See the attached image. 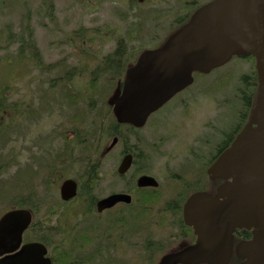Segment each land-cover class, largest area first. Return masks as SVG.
Masks as SVG:
<instances>
[{"label": "flooded vegetation", "instance_id": "obj_1", "mask_svg": "<svg viewBox=\"0 0 264 264\" xmlns=\"http://www.w3.org/2000/svg\"><path fill=\"white\" fill-rule=\"evenodd\" d=\"M208 1L169 0L170 7L162 9L176 16L191 15ZM137 56L133 60L126 59L124 66L115 67L117 75L122 74L110 92L118 81L121 84L126 69ZM202 75L194 72L192 84L195 77L200 80ZM224 75L232 77L230 72L220 73L209 82H200L197 88L186 91L191 84L177 92L152 111L142 125L118 122L109 104V110L101 112L104 104L99 101V88L82 90L88 94L87 103H79L77 108L88 106V110L95 111L94 116L99 115L98 112L106 114L101 121L102 131L94 141L99 144H85L92 138V132L82 143H78L71 130L69 135L55 138L59 144L44 154L48 165L60 177L50 184L57 191L55 199L48 202L54 214L52 219L38 215L42 221L38 222L36 230L29 231L32 220L16 251L28 243H41L47 250L44 256L51 264H141V247L146 248L141 240L145 239L147 249L158 254L151 263L155 264L168 249L194 243L196 233L184 219V207L193 195L205 192L214 196L225 182L212 178L208 169L246 123L253 95L251 88L248 91L252 71L244 76V89L234 85L230 90V83L225 84V81L210 87ZM90 90L93 91L89 94ZM248 98L250 102L245 111ZM236 99L241 103L239 108L235 105ZM205 104L215 118H219L218 111L224 108V114L233 119L226 123L205 121ZM72 107L59 103V118L63 119L64 113ZM93 121L100 123L97 119ZM210 131L217 137L208 141ZM209 143L213 146L211 149ZM126 163L127 168L120 171ZM142 176L149 177L150 182L139 185ZM67 178L76 182V192L72 198L63 200L59 188ZM112 196L116 198L104 201ZM203 205V200L197 202V206ZM48 222L52 225L44 232ZM231 234L232 255L227 264H238L242 259L237 257L236 248L251 237V232L235 228ZM44 235L49 240L39 238H45Z\"/></svg>", "mask_w": 264, "mask_h": 264}, {"label": "water", "instance_id": "obj_2", "mask_svg": "<svg viewBox=\"0 0 264 264\" xmlns=\"http://www.w3.org/2000/svg\"><path fill=\"white\" fill-rule=\"evenodd\" d=\"M249 55L255 60L257 85L248 119L208 169L212 178L225 182L214 196L204 192L188 199L183 216L196 240L168 250L156 264H226L235 228L251 232L236 248L243 259L239 264H264V0L203 4L160 46L143 50L108 97L118 122L142 125L151 111L192 82L193 71L207 73L233 56ZM149 182L147 176L138 180L139 185ZM75 191L72 179L59 188L64 200ZM201 200L204 205L199 207ZM30 220L26 209H11L0 217V264H51L41 243H28L16 251Z\"/></svg>", "mask_w": 264, "mask_h": 264}, {"label": "rangeland", "instance_id": "obj_3", "mask_svg": "<svg viewBox=\"0 0 264 264\" xmlns=\"http://www.w3.org/2000/svg\"><path fill=\"white\" fill-rule=\"evenodd\" d=\"M0 1L3 3V0ZM168 1L139 0L133 2V7H129L126 3L127 0H17L12 7L5 9L0 6V86L2 83L6 84L5 95L8 102H15L21 108L28 105L32 113L31 119L22 121L20 127L8 133L11 140L0 146V154L5 153L6 150L11 151L10 156H6L9 167L5 172L0 173V182L7 179L11 184L15 174L18 171L23 172L27 163L32 164L35 169V159L40 154L36 144L45 146V142L49 141L54 133V125L60 120L59 102H57L59 93L51 95L48 85L49 79L56 78L62 71L56 63L62 61L69 66L79 67L81 63L76 55L80 49L88 51L89 61L92 62L93 54L100 56L113 48L115 35L122 34L128 26L134 27L135 20L139 19L138 15H133L134 12L139 11L142 14L150 8L166 11L162 8L170 7L171 3ZM47 5L52 7V21L44 14ZM124 12L128 13V16L124 17L125 19L122 18ZM155 16L156 14H152L150 19L146 18L143 23L144 26L157 24L155 20L158 19V23H162L159 30L153 34L161 36L167 32V22L170 20L164 21L159 17L154 18ZM25 23L28 24L31 34L26 33L20 37L22 29L26 27ZM29 39L30 43L35 44L38 50L39 66L36 62L38 59L36 56L33 57L31 50H21L25 55L29 54L28 60H21L18 57L20 46H25ZM153 45L155 46V43ZM45 65H48L46 70H44ZM250 65L249 59L233 57L220 68L200 76V80L195 77V82L186 91L194 87L197 88L200 82H209L213 76L212 73L218 75L233 72L234 75L230 77L229 85L231 90L235 83L237 84L238 75L251 71ZM73 75L80 77L79 80H73L74 87L80 91L84 90L88 78L87 72L85 75L78 74V72ZM99 86L101 87V84ZM103 89L100 88V90ZM45 101L46 104L42 107L41 104ZM63 101L61 100L63 104H67ZM209 102L212 101L209 100ZM235 105L237 108L240 107L241 103L238 99L235 100ZM207 108L208 104H205V121L226 123L233 119L231 115L224 114L226 112H223L224 108L218 111V119L208 112ZM20 129L21 133H19ZM207 137L208 141H211L217 137V134L210 131ZM12 140L14 141L12 142ZM96 142L92 141L91 143L99 144ZM58 144L59 142L55 140L52 147L55 148ZM209 144L208 147L211 149L213 146L211 143ZM13 155L15 157H12ZM75 175L78 176L77 173ZM32 187L45 199L49 197V199H53L56 197L55 194L57 195V191L54 189L46 190L43 183L32 184ZM20 189L22 193H25V188L21 187ZM2 195L3 193L0 191V214L10 205L5 201L2 202Z\"/></svg>", "mask_w": 264, "mask_h": 264}, {"label": "trees", "instance_id": "obj_4", "mask_svg": "<svg viewBox=\"0 0 264 264\" xmlns=\"http://www.w3.org/2000/svg\"><path fill=\"white\" fill-rule=\"evenodd\" d=\"M16 2L17 0H3V3L0 1V6L1 8L6 9L7 7L14 6ZM133 2H138V0H127L126 3L129 7H133ZM44 14L50 21H52V7L50 8V6L47 5ZM152 14H156L154 18L159 17L164 21L172 20L170 25H167L168 32L186 21L189 16H176L175 14H170L167 11L155 10L145 11L142 14H140L139 11L134 12L133 15L139 16V19L135 20L136 22L134 27H132V25L130 27L128 26L122 34L115 35L114 47L111 50L107 51L105 54H101L100 56L93 54L92 62H90L88 51L85 49H80V51L76 55L78 56L79 63H81L79 67L69 66L66 62L62 61L56 63L57 66H60L59 68L62 71L58 73V76H56V78L49 79L48 86L51 90L50 94L53 95L56 92L59 93V99H57V102L62 103L61 100H64L63 102L67 103L68 105H72L73 107L70 111L64 113L63 119H60L57 121V123H55L53 128L54 133L52 137L56 138L58 136L69 135L68 131L71 130L73 131L72 134L75 135L78 143H82V139L85 137H89L92 133H94L92 138L88 139L87 143L85 144H92L91 142L97 139V135H99L102 131L101 121L105 119L106 114L103 116L100 112H98L99 115L94 116L93 113L95 111L88 110V106H86L84 109L77 108V104L87 103L86 98H88V94L85 95V93H82L77 89V87H74L73 80H79L80 77L77 75L74 76L73 74L75 72H78V74L82 73L85 75L87 72L88 78L85 84L87 88H104V90L100 92V94H98L99 101H102V103L104 104V108L101 110V112L107 109L109 110V107L106 105V96L112 89L117 77L121 76L122 74L121 72L120 75H117V73L115 72V67L117 65L124 66L126 59L133 60L140 50L145 47L154 46L153 43H155V46H157L160 43V40H162V35L156 36L155 34H153V32L155 33L159 30L160 23H158V19L155 20L157 24L144 26V20L146 18L149 20ZM126 15L127 12H124L122 18L126 17ZM24 25H26V27L22 29L20 37H23L26 33L29 35L31 34V30L28 29V24L25 23ZM29 40L28 42L26 41L25 46H20V50L18 51V57L20 59L23 56L21 55L22 49L29 51L31 50L34 55L37 56L36 45L30 43L31 40ZM248 58L250 59L251 64L254 65L253 57L248 56ZM36 62L39 66V60ZM91 63L93 64L92 68H90L89 66V64ZM47 67L48 65H45L44 70H46ZM227 76L228 75H224L221 79L216 80L214 83L210 84V87H215L216 85L223 83L224 81L226 84ZM244 76L245 75L240 76L242 84L245 83ZM229 77L230 76H228V78ZM98 81L100 82L99 84H101V87L99 86ZM251 81L252 85L251 87L249 86L248 89L250 90L251 88L250 92L252 93V90L254 89L256 84V73L254 70L252 73ZM6 87V84L3 83L0 86V146L11 140V138H9V132L20 127L22 121L32 118V113L28 105H25L21 108L19 104L7 101V96L5 95L7 92ZM92 91L93 90H90L89 94ZM249 102L250 101L248 98L245 101V111L248 108ZM45 104L46 101L41 104L42 107H44ZM87 112H90L91 115H86ZM96 119L100 120V123L93 121ZM21 129L19 133H21ZM52 137L49 140L50 142L52 140ZM13 141L14 140H12V142ZM49 141L45 142V146H41L39 143L36 144L39 148L40 154L35 159V169L32 164L27 163V166L25 167L23 172L18 171L15 174V177L12 179L13 182L11 184L7 179L0 182V191L3 193L2 202L5 201L7 204L9 203V208H26L34 216L33 222L29 227V231L36 230L38 222L42 221L39 219L38 215H45L48 216V218L50 217L52 219V216L54 214L51 211L52 207L48 205V202L55 198L49 199V197L45 199L35 190V188L32 187V184L43 183L45 188H47L46 190L52 191L53 188H50V184L60 180L59 175L54 172L51 166L48 165L49 160L44 157V154H48L49 148L47 147L49 145ZM10 154L11 151L7 150L5 153L0 154V173H3L8 169L9 163L6 160V156H10ZM12 157L15 156L13 155ZM21 187L25 188V193H22L20 191ZM25 200L27 201L25 202ZM46 221H48V219H46ZM45 225L46 227L43 229L44 232H46L48 226L52 224L51 222H48ZM44 237L45 238H43V236L39 238L44 241L47 239L49 240V237H47L46 235H44ZM141 241L142 243H144V246H146V248L143 249V247H141L140 262L141 264H151L158 254L153 250H151L150 252L149 249H147L149 246L148 242L145 239H142Z\"/></svg>", "mask_w": 264, "mask_h": 264}]
</instances>
